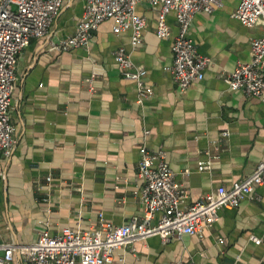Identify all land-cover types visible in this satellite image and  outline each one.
I'll use <instances>...</instances> for the list:
<instances>
[{
	"label": "crops",
	"instance_id": "0c3cea01",
	"mask_svg": "<svg viewBox=\"0 0 264 264\" xmlns=\"http://www.w3.org/2000/svg\"><path fill=\"white\" fill-rule=\"evenodd\" d=\"M240 1L222 0L212 14L195 16L190 37L211 63L203 80L181 92L168 70L177 33L173 16L172 36L159 38L157 13L144 3L137 8L147 20L138 48L132 50L129 33L115 36L107 21L87 47L54 54L49 44L72 36L85 8V0H65L48 35L31 40L18 59L10 109L16 145L8 156L0 151V244L97 228L99 214L112 227L142 218L135 192L144 184L138 175L143 144L167 152L184 206L230 187L264 161V95L232 92L223 79L250 62L251 40L264 37L262 23L247 28L231 17ZM119 47L147 70L153 93L142 102L114 60ZM200 162H210L211 170L199 171ZM255 195L220 210L201 235L136 241L117 249L111 264H264V186ZM11 264L27 263L16 253Z\"/></svg>",
	"mask_w": 264,
	"mask_h": 264
},
{
	"label": "built area",
	"instance_id": "2783aa9c",
	"mask_svg": "<svg viewBox=\"0 0 264 264\" xmlns=\"http://www.w3.org/2000/svg\"><path fill=\"white\" fill-rule=\"evenodd\" d=\"M64 2L0 0V151L5 156L10 155L16 145L10 109L19 56L31 40L48 35ZM144 3L157 13L156 34L159 38L172 36L168 17L173 16L176 20L174 58L168 70L179 90L184 92L204 79L205 70L211 63L209 57L198 53L190 37L193 20L199 13L212 14L221 8L222 0H85L75 33L60 42H51L48 51L59 54L87 47L93 32L107 21L113 22L115 36L129 33L132 50L138 48L143 44L147 20L137 13V8ZM231 17L247 28L259 23L264 25V0H241ZM114 60L123 78L135 82L138 102L152 95V88L145 83L147 70L134 64L129 51L119 47L114 52ZM93 78H86L87 83L91 85ZM223 79L232 92L257 98L264 95V37L251 40L250 62L239 63ZM90 88L94 91L92 86ZM148 134L149 131L144 132V136ZM139 153L138 175L144 184L135 195L144 206L142 218L133 217L112 227L105 224L99 214L97 228H65L57 235L42 232L34 243L26 245L0 244V264H11L16 253L27 264H111L117 249L136 241L159 236L163 242H168L173 237L201 235L203 228H212L219 220L220 210L235 209L244 200L257 199L256 188L264 186L262 161L244 179L235 181L230 187L220 186L203 199L184 206L185 196L168 163L167 152L151 150L143 144ZM198 170H211L210 162H200ZM47 180L51 181V176ZM156 215L159 218L153 223ZM251 240L260 242L256 236H251Z\"/></svg>",
	"mask_w": 264,
	"mask_h": 264
}]
</instances>
